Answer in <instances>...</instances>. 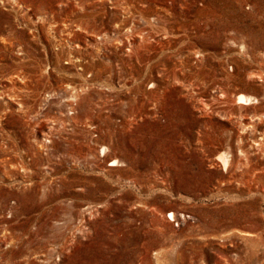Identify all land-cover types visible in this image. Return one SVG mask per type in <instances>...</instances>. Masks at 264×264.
I'll list each match as a JSON object with an SVG mask.
<instances>
[{"label": "rangeland", "instance_id": "1", "mask_svg": "<svg viewBox=\"0 0 264 264\" xmlns=\"http://www.w3.org/2000/svg\"><path fill=\"white\" fill-rule=\"evenodd\" d=\"M0 264H264V0H0Z\"/></svg>", "mask_w": 264, "mask_h": 264}]
</instances>
